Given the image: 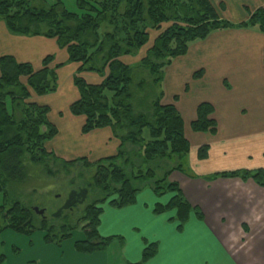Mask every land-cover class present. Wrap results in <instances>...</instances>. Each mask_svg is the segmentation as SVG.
<instances>
[{"label": "trees", "instance_id": "obj_1", "mask_svg": "<svg viewBox=\"0 0 264 264\" xmlns=\"http://www.w3.org/2000/svg\"><path fill=\"white\" fill-rule=\"evenodd\" d=\"M33 1L36 0H0V22L17 36L55 39L58 47L66 51L68 62L79 66L74 77L79 99L71 105L70 112L75 117L85 118L83 134L109 128L121 142L117 156L94 164L86 159L60 160L66 167L78 162V165L83 163L81 165L96 167L89 186L99 189L104 195L84 212L81 221L85 223L82 227L85 239L75 242L76 252L92 255L108 249L115 238L99 235L103 214L100 205L107 202L118 210L134 205L137 193L142 189L135 186L136 183L151 182L158 197L167 192L174 194L166 206L157 205L154 213L161 215L176 211L179 229L187 223L192 212L201 218V212L186 201L180 186L168 181L174 171L185 172L181 160L175 168L166 170L162 179L156 177L155 172L161 169L158 165L155 169L150 168L146 172L140 169L137 175L132 172L128 175L118 164L125 153L129 159L137 157L142 166L156 160L182 159L188 157L191 150L185 137L184 121L176 107L161 104L162 91L152 102L153 111L149 115L136 114L131 94L133 69L123 59L137 56L150 44V31H161L167 25L151 42L146 56L139 63L159 86L164 70L176 58L185 56L192 44L206 40L215 32L253 29L264 34V9L252 13L247 22L234 25L222 20L209 0H74L75 11L68 9L67 2L71 0H54L49 8L32 5ZM104 24L111 31H104ZM43 25L46 31L42 29ZM53 62V56L46 57L42 69L36 71L30 64L18 63L12 57L0 58V194L6 200L9 193L5 189L9 182H19L18 174L26 170V159L30 157L33 163H44L49 156L45 144L58 134L57 128L48 120L49 108L27 102L32 94L41 97L57 91L56 71L62 65L52 68ZM84 73L97 74L103 81L97 85L90 84L81 77ZM201 74L196 73L195 79ZM22 79H26L25 84ZM213 114L211 104L199 105L197 119L191 124L192 131L216 135L217 124ZM126 144L131 147L129 151H124ZM136 146L138 150H135ZM208 152V146L199 148L198 159L206 160ZM53 159L59 160L55 156ZM126 162L130 163L129 160ZM217 178L251 180L264 188L263 169L217 173L206 180ZM34 217V212L20 201H12L9 208L1 206L0 219L5 226L0 225V234L4 230L32 234L38 229ZM39 229L48 230L50 233L45 240L53 242L51 233L54 230L45 221ZM74 229L76 227L64 230L62 240L70 238ZM157 253V245H147L138 264L147 263ZM3 262L4 258H1L0 264Z\"/></svg>", "mask_w": 264, "mask_h": 264}, {"label": "crops", "instance_id": "obj_2", "mask_svg": "<svg viewBox=\"0 0 264 264\" xmlns=\"http://www.w3.org/2000/svg\"><path fill=\"white\" fill-rule=\"evenodd\" d=\"M209 1L222 20L234 25L264 9V0ZM5 56L36 71L48 56L54 57L52 68L62 65L56 71L57 91L41 97L32 94L27 101L48 107V119L58 128L47 144L48 153L65 162L90 163L118 155L121 142L111 129L83 135L85 118L71 114V105L79 99L74 85L79 66L68 62L55 39L17 36L0 23V58ZM198 72L202 74L195 79ZM81 77L95 85L103 81L94 73ZM161 91V104L176 107L191 146V167L184 173L174 171L168 181L180 186L201 218L192 212L179 229L176 211L156 215V206H166L174 195L158 197L150 185L137 193L134 205L100 217L99 235L115 238L121 264L140 263L150 244L157 245L158 253L145 264H264V188L251 180H206L217 173L264 170V34L229 29L192 44L185 56L164 70ZM203 103L214 108L216 135L191 129ZM9 105L11 109L10 101ZM202 146L209 147L204 161L198 159ZM202 166L208 168L198 171Z\"/></svg>", "mask_w": 264, "mask_h": 264}, {"label": "rangeland", "instance_id": "obj_3", "mask_svg": "<svg viewBox=\"0 0 264 264\" xmlns=\"http://www.w3.org/2000/svg\"><path fill=\"white\" fill-rule=\"evenodd\" d=\"M52 4H54V0H36L32 2V5L46 8H49ZM67 6L71 11L76 10L74 0L68 1ZM166 27L168 26L164 25L162 30L158 32L150 31L151 42H153L155 37L166 29ZM103 28L104 31H111V28L107 24H104ZM42 29L46 31L44 25ZM151 42L148 47L142 50L137 56L125 57L123 59V61L133 69L131 94L136 114L149 115L153 111L152 102L161 92V84L159 86L155 85L149 71L139 64L146 56ZM25 80L26 79H22L23 84L26 83ZM142 82H144V85L141 86L140 84ZM147 134L148 132L146 131V137ZM47 144L48 142L45 144V149L48 146ZM130 148V145L126 144L124 151H129ZM138 148L139 147L135 148V150H138ZM46 151L48 152L47 149ZM48 155L44 163H33L29 159L30 157L27 158L25 161L26 170L18 174L19 182H9L5 189L9 193L8 200L4 198L3 194H0V207L5 206L9 208L12 205V201H20L33 212L35 208L40 211L44 210V215L47 217L44 219L43 216L34 212V223L38 229H35L32 234H19L12 230H4L0 234V260L4 258L2 264H121L117 242H112L106 251L96 252L92 255L79 254L74 247L75 242L85 239V235L82 231V227L85 223L82 222L81 219L84 216L86 208L91 203L98 199H102L104 196L99 189L95 190L89 186L93 176L96 174V167L81 165L83 163L78 165L79 162L75 163V165H71V167H66L61 163L63 160L59 159L55 161L53 159L55 154L48 153ZM177 158L178 157L171 159V161L165 160L163 162L156 160L153 163L141 166V161L137 157L133 156L129 159L125 153V157L120 159L118 164L124 168L128 175H130L131 172L137 175L140 169L146 172L150 168L155 169L158 165L161 169L155 172L156 177L157 179H162L164 177V172L178 165L180 160L186 168L191 167L192 159L189 156L182 159ZM127 160H129L130 163H127ZM139 166L141 167L138 168ZM207 168L208 166H202L197 167V170L202 171ZM151 184V182L148 184L136 183L135 186L143 190L146 186V189L150 188ZM79 189L88 190L85 204L76 206L72 211H69V209L66 210V212H63V215L58 218L54 217L57 210L64 206L68 196H70L73 191H78ZM166 194L169 195L172 193L167 192ZM100 206L103 209V214L101 215L102 219L111 214L113 212L112 210L118 211V209L110 206L107 202ZM43 221L46 222L49 228H52L51 230H54L53 232L51 231L53 242L49 243L45 240V237L50 233L48 230L39 229ZM0 225L1 227L5 226L3 219H0ZM71 227H76V229L71 231L72 236L62 240V232H65L64 230H68Z\"/></svg>", "mask_w": 264, "mask_h": 264}, {"label": "water", "instance_id": "obj_4", "mask_svg": "<svg viewBox=\"0 0 264 264\" xmlns=\"http://www.w3.org/2000/svg\"><path fill=\"white\" fill-rule=\"evenodd\" d=\"M88 196V190L87 189H83L81 191H79V193H77L76 191H73L67 202L65 203V205L54 215V217L58 218L61 216L62 211H66L70 208H72L73 205H75L77 203V201H80V203H83L86 201ZM34 212H36L37 214L43 216L45 211L44 210H39L37 208L34 209Z\"/></svg>", "mask_w": 264, "mask_h": 264}, {"label": "flooded vegetation", "instance_id": "obj_5", "mask_svg": "<svg viewBox=\"0 0 264 264\" xmlns=\"http://www.w3.org/2000/svg\"><path fill=\"white\" fill-rule=\"evenodd\" d=\"M82 189H79L78 191H76L77 193H79V191H81ZM68 198H69V196H68ZM68 198H67V200H68ZM67 200L65 201V203L67 202ZM86 202V201H85ZM85 202H83V203H80V201H77V203L75 204V205H73L72 206V208H70L69 209V211H72L76 206H79V205H83V204H85ZM65 203H64V205H65ZM63 207V206H62ZM62 207H60L58 210H57V212L62 208ZM63 212H66V211H62V214H61V216L63 215ZM43 218L45 219V218H47L45 215H43Z\"/></svg>", "mask_w": 264, "mask_h": 264}]
</instances>
